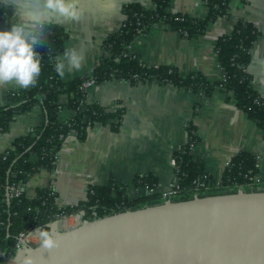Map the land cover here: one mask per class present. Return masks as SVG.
Instances as JSON below:
<instances>
[{
  "label": "crops",
  "instance_id": "crops-1",
  "mask_svg": "<svg viewBox=\"0 0 264 264\" xmlns=\"http://www.w3.org/2000/svg\"><path fill=\"white\" fill-rule=\"evenodd\" d=\"M167 12L190 16L196 20L206 17L203 0H168ZM5 5L7 0H0ZM137 3L153 8L152 0H121L120 11L103 25L95 22L53 25L66 29L61 52L74 44L86 54L81 69L66 73L60 80L65 84L91 72L105 55L102 41L122 25V7ZM250 22L259 35L250 49L246 67L252 86L264 100V0H229L228 11L213 21L193 38L157 23L136 37L129 50L147 66H172L180 75L198 73L211 82L221 81L224 70L220 66L215 45L229 35L236 22ZM9 27L0 20V28ZM77 36L80 39H77ZM95 42V46H93ZM21 87L0 86V104L7 94ZM66 95L59 97L62 108L60 122L72 119L75 111L66 105ZM85 101L108 111L121 110V117L95 122L87 128L83 138L69 134L55 155L51 171L41 169L26 182L27 197L35 196L39 188H49L58 206L76 205L86 200L90 186H105L114 181L125 186L131 199L144 196L145 190L135 186L136 176L152 173L156 178L153 193L168 189L174 176L172 154L187 140V126L192 124L198 136L193 154L203 164V170L213 182L221 183L222 175L231 158L240 152L254 157L261 189H264V132L236 106L231 92L216 86L206 96L173 84L156 82L130 83L123 79H109L92 86ZM44 117L39 106L16 115L6 130H0V154L9 149L14 140L33 128L40 127ZM35 159V158H34ZM145 203V204H154Z\"/></svg>",
  "mask_w": 264,
  "mask_h": 264
},
{
  "label": "trees",
  "instance_id": "trees-1",
  "mask_svg": "<svg viewBox=\"0 0 264 264\" xmlns=\"http://www.w3.org/2000/svg\"><path fill=\"white\" fill-rule=\"evenodd\" d=\"M154 9H146L137 3L122 7L124 20L121 27L102 41L105 55L102 56L91 72L75 78L65 84L60 80L54 68V57L61 52L66 34L55 25L49 33V45L40 46L42 71L36 85L20 88L7 94L6 102L0 105V130H6L16 115L28 112L39 106L44 117L40 127L33 128L14 140L11 147L0 154V264L5 257L13 254L15 237L20 230L48 229L49 222L57 215H68L75 211H84L83 219L92 220L105 215L136 208L145 203L161 202L158 193H150L136 199L126 195L125 186L114 181L105 186H90L86 200L76 205L60 207L49 196L47 187L37 189L35 196L29 198L24 192L18 197L8 198L6 186L26 183L41 169L51 171L55 155L63 139L78 130L76 137L83 138L87 128L93 123H105L108 119H120L121 110L108 111L97 104H89L79 87L84 79L92 77L95 84L109 79H123L130 83L156 82L173 84L192 92L201 91L208 96L216 86L231 92L236 106L264 132V100L252 86L246 67L250 61V49L257 39V29L244 20H238L229 35L220 37L215 45L220 66L224 70L221 81L211 82L198 73L180 75L172 66H147L138 56L131 53L129 45L137 36L144 34L157 23L178 31L186 38L202 33L207 24L228 11L229 0H203L207 8L206 17L196 20L184 14L167 12L168 0H152ZM10 10L0 3V20L6 22ZM66 95V105L75 111L67 122H60L58 113L62 108L59 97ZM198 136L192 124L187 126L185 144L172 154L173 165L178 170L182 193L175 200H187L193 197V183L214 182L203 170L202 162L193 154V146ZM35 158V159H34ZM251 171V174H249ZM257 174L253 156L240 152L233 156L225 169L222 188H212L199 196L235 192L234 184L248 182L249 175ZM135 186L155 188L157 180L152 173L136 176ZM247 190H256L248 189ZM262 190V189H261Z\"/></svg>",
  "mask_w": 264,
  "mask_h": 264
},
{
  "label": "water",
  "instance_id": "water-1",
  "mask_svg": "<svg viewBox=\"0 0 264 264\" xmlns=\"http://www.w3.org/2000/svg\"><path fill=\"white\" fill-rule=\"evenodd\" d=\"M48 229L58 246L26 248L15 264L26 254L33 264H264V189L144 204L63 232L52 221Z\"/></svg>",
  "mask_w": 264,
  "mask_h": 264
},
{
  "label": "clouds",
  "instance_id": "clouds-1",
  "mask_svg": "<svg viewBox=\"0 0 264 264\" xmlns=\"http://www.w3.org/2000/svg\"><path fill=\"white\" fill-rule=\"evenodd\" d=\"M4 6L10 10V15L9 27L0 28V86L13 84L27 88L37 84L42 71L39 48L49 45L54 23L75 25L92 21L103 25L120 11L121 0H7ZM86 59L84 51L70 44L55 55L54 68L64 77L81 69ZM39 235L41 247L58 246L51 229L41 228ZM33 262V256L23 257V264Z\"/></svg>",
  "mask_w": 264,
  "mask_h": 264
},
{
  "label": "built area",
  "instance_id": "built-area-1",
  "mask_svg": "<svg viewBox=\"0 0 264 264\" xmlns=\"http://www.w3.org/2000/svg\"><path fill=\"white\" fill-rule=\"evenodd\" d=\"M155 7L156 6L153 3L152 9H154ZM94 85H95V82L92 77H89L83 80L79 89L84 95V97L86 96L87 91ZM71 134L77 135L78 130L73 128L71 130ZM249 174H251V171H249ZM179 181H180V177L178 175V170L174 166V176H173L171 183L168 186V189L159 193L160 195L159 198L161 202L166 201V200H175L182 193V189L180 187ZM25 184L26 183H21L19 185L6 186V189L8 190V193H7L8 198L13 197V196L14 197L20 196L22 194V191H24ZM214 187L222 188L223 186L219 182H214ZM214 187H213V183L212 185H210L205 182H194L193 187H192V191L194 194L193 196H199L198 194L208 191ZM233 187L236 188V190H247V188L248 189L255 188L256 190H261L262 186H260V182L257 179L256 175H249L247 183H244V185L234 184ZM142 189L145 190V194L153 193V190H154V188H148V187H143ZM48 195L52 196L55 199L54 193L51 190L48 193ZM52 221H56L57 230L63 232V231H67V230L73 229L81 225L83 222V216L81 214V211H75V212L69 213L68 215L59 214L56 216L54 220H51L49 223H51ZM40 239L41 237L39 235L38 229L20 230L15 237L16 243H14V246H13V254L5 257L2 264H15L24 255L25 249L32 248V247L34 248L38 246Z\"/></svg>",
  "mask_w": 264,
  "mask_h": 264
},
{
  "label": "rangeland",
  "instance_id": "rangeland-1",
  "mask_svg": "<svg viewBox=\"0 0 264 264\" xmlns=\"http://www.w3.org/2000/svg\"><path fill=\"white\" fill-rule=\"evenodd\" d=\"M63 32L66 34V29Z\"/></svg>",
  "mask_w": 264,
  "mask_h": 264
}]
</instances>
